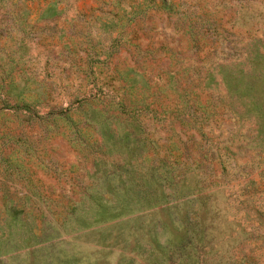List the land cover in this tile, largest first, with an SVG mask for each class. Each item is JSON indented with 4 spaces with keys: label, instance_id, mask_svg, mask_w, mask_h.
I'll use <instances>...</instances> for the list:
<instances>
[{
    "label": "rangeland",
    "instance_id": "1",
    "mask_svg": "<svg viewBox=\"0 0 264 264\" xmlns=\"http://www.w3.org/2000/svg\"><path fill=\"white\" fill-rule=\"evenodd\" d=\"M0 264H264V0H0Z\"/></svg>",
    "mask_w": 264,
    "mask_h": 264
}]
</instances>
